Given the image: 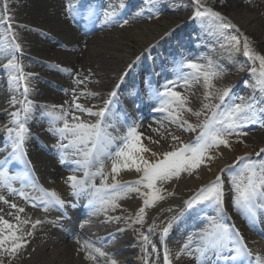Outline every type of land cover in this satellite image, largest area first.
I'll return each instance as SVG.
<instances>
[{"label":"bare ground","instance_id":"6f19581e","mask_svg":"<svg viewBox=\"0 0 264 264\" xmlns=\"http://www.w3.org/2000/svg\"><path fill=\"white\" fill-rule=\"evenodd\" d=\"M92 1L98 2L101 8H105V12L112 13L104 23L94 19L100 15L92 17L84 7L82 8V5ZM116 2H120V5L123 3L122 7H114L113 4ZM73 3H77V6H72ZM192 3L188 0H1L0 14L5 22L0 26V86H2L0 151L6 150L5 154L11 153V140L8 138L7 128L15 125L12 123L10 113L20 111L24 106L19 103L20 99L18 103L13 104L3 86H13L10 84L15 82V88H19H14L15 94L19 90L23 99L25 97L23 85L26 82L29 87L27 100L33 102L26 122L29 132L25 140L31 176L39 187L54 191L65 201L63 208L58 205L45 207L36 200L11 201L0 188V195L25 209L24 213L19 214L22 218H29L33 222L37 219L42 221L35 229L30 225L24 226L32 235L26 237L28 241L26 247L10 260V264H113V261L115 264H165V249L168 251L171 264H192V261L185 257H188L185 253H181L177 259V254L181 251L178 244L184 242L186 234L190 236L193 231L197 232L195 219L199 214L204 215V212H200L199 209L184 212L180 217L183 223L176 220L165 235L163 228L167 226V222L184 211V202L187 201L184 198L173 195L171 200L155 211L146 212L143 224L134 222L138 209L143 205V197L135 192L130 193L127 198L118 200L119 207L115 210L110 207L101 210L102 206L99 203L95 205L90 203L93 200L94 189L88 188L79 195H73L70 184L66 183L67 177L71 175L84 178L85 170L74 162L81 157L75 155L72 149H67L64 150V163H61V150L48 147L49 145L46 146L41 140L58 138L53 131H47L46 127L49 125L46 122L52 124L61 122L55 121L54 117L62 115L65 111L69 113L68 117H71L77 110L74 107V101L77 103L75 98L89 96L93 101L91 107L94 112L104 108L107 101H111L106 118V122L109 123L113 109L121 103L123 97L130 104H134L135 100L137 104H145V107H139L140 110H146L153 104L159 106L158 98L144 103L140 100V95L136 98L126 94L129 89L136 87L144 89L149 85L160 87L163 81L156 76H153L149 83L142 80L144 75L146 78L155 69L162 70L167 79L175 82L176 91L185 87V80L189 85L185 88H197L199 85V82L190 75L184 74L180 64L183 59L196 58L204 62L207 69L211 66V70L232 68V57L227 58L228 50L221 39L222 35L208 22L189 20L190 18L183 15L192 7ZM241 6L239 0H218L213 4L214 9L225 11V15L231 18L240 30L256 31V18L251 13L242 11ZM123 17L128 18L127 23L120 27ZM72 23H77L79 31L73 29ZM5 32L12 33L15 37L14 41L12 40V47L9 39H4L5 41L2 39ZM258 37L264 44V24L261 25ZM249 39L254 41L253 38ZM15 44L20 45L19 50L15 48ZM23 53L35 54L36 57L28 55V58ZM259 55L264 56V53L260 51ZM15 57L24 60H20L19 63L23 72L34 66L42 67L44 70L31 74L29 80L14 81L13 77L19 74H14L16 69L10 71L7 63ZM236 63L239 64L240 61H235L234 64ZM58 89L65 91V94L59 93ZM113 92L116 93L114 97L111 96ZM81 105L87 107L86 104ZM49 112L53 115L49 116L47 114ZM124 112L127 113L124 114L126 124L124 127L115 124L114 128H110L109 131L113 132V135L124 134L127 127L133 124L138 125L139 134L146 129L147 131L163 129L155 115L149 114L147 110L143 114L146 113L150 121L145 125L139 122V110ZM23 116L21 112L22 120ZM93 117L95 119L93 121L96 122L98 117ZM252 138L255 140V146L264 149V134H255ZM141 139L143 140L142 137ZM156 144H160V141L157 142L152 136L149 143L144 146L151 149V152L159 154L166 151L155 147ZM144 155L150 160L156 159L150 153ZM52 156L58 158V161ZM70 157L76 159H69ZM3 158L1 155L0 160ZM218 158L219 160L210 166L204 181L199 183L200 186L215 180L217 175L223 178L229 170L234 169L236 159L228 148L222 147ZM9 164L22 168L23 173L26 172L21 161L9 160L5 166L8 169ZM104 168L106 174L111 172L110 160L104 161ZM221 169L225 171L221 173ZM63 170L71 174L60 177ZM90 171L95 172L96 167H92ZM140 175L134 170H121L116 178L123 183L135 181ZM93 182L99 187L101 177L96 176ZM108 182L111 183V175ZM184 185L187 189V185ZM25 191L33 196L39 195L31 187H26ZM231 194L229 191L224 193L223 207L227 220L245 235L253 252L264 258V242L258 241L261 230H264V223L260 224L262 227L260 228L241 211L235 207L231 208L234 204L227 202ZM34 204L36 206H33ZM80 204L88 207L82 208L84 211L71 210L72 205ZM0 209L3 210L0 215H4L10 221L14 220L13 216L7 215L8 212L15 213L8 204L0 202ZM62 212L71 218L64 221L56 217L61 216ZM206 214L201 218H205ZM79 216H85L83 220L81 219V224L77 221ZM117 217L119 219H114ZM182 219L188 224L185 225ZM178 224H181L182 228H178ZM202 229L203 226L201 231ZM250 231L254 233H248ZM142 235L148 236L150 243H146ZM166 237H169V241H165ZM78 240L90 242L92 246L90 251L96 257L95 260L85 259V251L80 250ZM208 254L204 255L208 256L205 260L214 259L213 257L217 255L213 252Z\"/></svg>","mask_w":264,"mask_h":264},{"label":"snow or ice","instance_id":"6c2138e0","mask_svg":"<svg viewBox=\"0 0 264 264\" xmlns=\"http://www.w3.org/2000/svg\"><path fill=\"white\" fill-rule=\"evenodd\" d=\"M193 2L197 6L193 18L202 22L207 21L221 35H223L225 29L236 27L230 22H226V18L221 13L205 7L201 0H193ZM111 15V12L105 13L106 18ZM125 23L127 22L125 21ZM9 28H11V25H9ZM225 39L233 49L240 51L241 40L237 36L232 35L225 37ZM15 48L19 50L20 45L15 44ZM243 54L249 60L259 62V75L261 78L259 84L264 87V56L259 55L251 48L247 37L243 38ZM8 67L14 68L20 73L13 77L14 81L27 80V76L23 74L22 65L14 59L9 61ZM183 67L191 70L189 75L193 79L196 81L203 79L206 87H213L211 81L218 73L212 71L211 66L205 69L202 65L188 62ZM65 71L69 70L65 69ZM252 72L255 74L257 69L253 68ZM76 83H83V81H76ZM184 86H189L187 80H185ZM175 87V82L169 81L163 86L164 90L162 92H157V95L161 98V107L158 110L167 113L170 122H178L179 127L184 128L186 131L195 132L197 128L200 131L194 141L187 144L182 143L179 148L162 154L151 152V149L143 145L141 134L137 131L138 125H129L122 135H113V132L109 131L110 128H114V125L106 122L111 101H107L104 108L95 112L92 108H85L74 101L75 109L98 117L95 123L85 122L74 114L71 116L72 122L70 123L67 118L69 116L67 111L54 117L55 121L63 122L62 127L50 129L58 135L59 142L56 147L61 150V163H64V150L72 149L74 154L81 157L74 162L85 170L83 179L75 175L67 177L66 183L70 184L73 195H79L88 188L94 189L95 191L92 193L93 200L90 203L93 205L99 203L102 206L101 210H106L108 207L115 210L119 207L118 200L127 198L130 193L135 192L143 197V205L138 209L134 222L143 224L146 208L154 207L159 201L166 198L164 195L166 190L162 187L164 182L174 177L178 178L182 172L191 173L202 164H205L206 161L214 159L212 155L214 149L221 146L230 147V137L233 135H246L247 133L240 131V129L247 124L260 123L257 107L252 102L231 104L222 108V105L225 104V98L229 97L231 92L230 88H225L218 97L219 104L202 105L203 109L211 111V115L199 125L189 124L188 121L182 120L181 114L183 111L191 112L192 109L187 106V97L175 91ZM28 92L29 87L25 82L23 85L25 101L19 102L24 106L20 111L10 113L12 123L15 125V127L7 128L12 151L9 153L8 158L0 160V188H5L9 194L18 195L26 201L36 200L44 204L45 207L58 205L63 208L64 200L60 199L54 191L39 187L32 179L30 162L25 159L27 153L24 149V143L28 134L26 122L33 106V102L27 100ZM115 95V92L111 93V96L114 97ZM211 95V92L205 93V99H208ZM12 103H18V101L13 98ZM21 112L24 114L23 120L21 119ZM47 114L49 116L53 115L51 112ZM194 114L200 115L199 112ZM172 139L178 140L179 138L173 136ZM63 141H67V143ZM260 152H264V149H261ZM145 153H150L156 159L150 160L144 155ZM257 156H260V153H257ZM106 159L111 161V172L108 174L105 173L104 168ZM9 160L24 161L26 172L23 175H10L5 167ZM240 162L243 163L239 171L229 179L235 193L233 203L238 211L254 220L257 210L264 209V160H253L250 157L243 156L237 158V163ZM92 167H96L95 172L90 171ZM121 170H134L141 175L135 181L121 183L116 178ZM224 171L225 169H221V173ZM109 175H111V183L108 182ZM96 176L101 177L99 187L93 182ZM13 181H19L21 188L13 187ZM223 185L222 177L217 175L215 180L201 186L192 197L184 202V211L173 216L167 222V226L163 228V233L167 235L172 223L183 216L184 212L193 211L197 208L200 212H203L207 208H212L217 215L207 218L208 226L198 234L199 244L195 251L202 256L209 251L215 254L222 253L225 250L235 251L236 255L230 257L232 261L239 258L240 264H252L253 254L243 243V237L240 236L239 231L234 230V226L230 227L222 222L226 217L223 207ZM26 187H31L39 195H31V193L25 191ZM168 195H171V193H168ZM0 202L8 204L11 209L15 210V213H7V215L14 217L13 221L6 219L4 215H0V264H10V260L26 247L28 243L26 237L32 235V232L24 226L30 225L32 229H35L42 221L37 219L33 222L29 218H22L19 214L24 213L25 209L19 207L16 203H11L4 195H0ZM2 211L0 209V212ZM168 211H171V209H168ZM142 238L146 243H150L148 236L142 235ZM192 239L191 236L188 238L180 253L177 254V259L181 253L191 255L189 249ZM77 243L81 245L80 250L85 251L86 260L96 259L90 251L92 247L90 242H80L78 240ZM164 261L165 264H171L167 249H165ZM254 261L255 264H264V258L259 255L254 257ZM113 264H115V261H113Z\"/></svg>","mask_w":264,"mask_h":264},{"label":"rangeland","instance_id":"374dc122","mask_svg":"<svg viewBox=\"0 0 264 264\" xmlns=\"http://www.w3.org/2000/svg\"><path fill=\"white\" fill-rule=\"evenodd\" d=\"M193 0H188V2L192 3ZM218 0H201V3L207 7L211 8L214 11H217L222 14L226 18V22H230L231 24L235 25V23L229 18L227 15H225V11L216 10V8H213V4L217 2ZM240 3H242L241 10L247 11L253 15V17L256 18V31H252L250 29H245L244 31L240 30L239 28H229L225 29L224 33L222 35L223 38V44L226 45L227 52V58H231V64L232 68L227 69H213L212 71H215L218 73V75L211 81L213 87L208 88L205 86V83L203 79H200L199 85L197 88H182L179 90H176L177 92H180L183 96L187 97L188 104L187 106L192 109L191 112L189 111H183L181 114L182 120L188 121L189 124L192 125H199L203 121H205L210 115L211 111L207 109H203V104H219V95L222 93V91L225 88H230L231 92L229 97L225 98V104L222 105V108L227 105L231 104H241V103H247L252 102L256 105L260 123L256 124H247L244 128L240 129V131L247 133L246 135L242 136H236L233 135L230 137V144L231 146L228 147V151H230L231 155L236 159L234 163V169L229 170L228 174H226L222 179L224 181L223 185V203L225 199V191L231 192V196L229 201L230 203H233L235 193L233 191L232 185L229 183L230 177L237 173L240 169V166L243 162L239 163V167H236L238 165L237 158L247 156L250 157L253 160H264V153L260 152V148L254 145L255 140L252 138L255 134H264V87H261L259 84L260 75H259V62H253L252 60H249L247 57L243 54V38L247 37L248 42L251 46V48L259 54L260 51L264 53V44L262 40H259L260 33H261V25L264 24V0H239ZM1 3V0H0ZM250 3V5L248 4ZM118 5V4H116ZM196 5L192 3V7L187 9L184 12V16L187 18H190L189 20H194L193 14L196 10ZM127 17H123L121 20L120 27L122 24H125V21H127ZM157 20V19H156ZM158 21V20H157ZM196 21H201L199 19H196ZM5 22V21H4ZM3 19L1 18L0 14V26L4 23ZM207 22V21H204ZM31 24V22H30ZM236 26V25H235ZM127 28V27H124ZM119 29V28H118ZM212 29V28H211ZM217 31V30H216ZM31 32V31H30ZM219 32V31H218ZM220 33V32H219ZM235 35L241 40L240 45V51H236L229 45L225 37H229ZM3 36L4 39H9L11 42L12 47V38L14 35L12 33H6ZM1 36V37H2ZM249 38H253V40H250ZM5 41V40H4ZM9 42V45H10ZM260 50V51H259ZM26 57L29 58L28 55H32L31 57L34 58L36 55L31 53H26ZM20 59H14L17 63H20ZM13 60V59H12ZM188 61H186L184 64L188 62L196 63L198 65L204 66L205 69H207L204 62L197 60L196 58H188ZM24 61V60H21ZM235 61L239 62V64H234ZM8 64V63H7ZM187 68V67H184ZM256 68L257 72L254 74L252 72V69ZM44 70L42 67L34 66L33 68H29L26 71L23 72L24 75L27 76V80H29L31 74H35L37 72H40ZM11 71H14V68L11 69ZM191 72L190 69L187 68L185 70L184 74L189 75ZM20 74L17 70L14 72V74ZM10 87V86H8ZM211 92V96L208 99H205V93ZM59 93L65 94L64 91H59ZM8 97L11 99L15 97H18V95H15V93L12 92L11 88L7 91ZM82 98H75L77 99V103L86 104L88 108H93V101L89 96H81ZM74 100V98H73ZM86 107V108H87ZM161 107V104L159 107L155 109H151L152 111L159 112L157 115H155V119L163 126L162 130H155V131H147L143 130L141 132V137L143 138L142 143L148 144L151 137L153 136L157 142L160 141V144L154 145L155 147L159 148L160 150H166L165 152L173 151L174 149H177L180 147V145L190 143L195 140L196 136L198 135L200 129L197 128L195 132L186 131L184 128L179 127V123H172L170 122V119L167 116V113L159 111L158 109ZM199 112L200 115L197 116L194 113ZM74 115L78 116L81 120L88 122V123H95L93 120L94 117L91 115H88L84 112H81L79 110H76L73 112ZM69 119V122L71 121V117H67ZM150 121V118L145 114L142 118V125L147 124ZM60 125V124H59ZM61 125H63V122L61 121ZM60 125V127H62ZM151 136V137H150ZM178 137V140H173L172 137ZM166 142H165V141ZM54 143V142H53ZM51 143V144H53ZM50 144V143H49ZM159 145L163 146L160 147ZM159 146V147H158ZM223 146H221L218 149H214L212 151V155L214 156V159L210 161H206L205 164H202L199 168L193 170L191 173L188 172H182L179 177H174L162 184V187L166 190L164 195L165 199L159 201L154 207H148L146 208V212L155 211L158 209L161 205H164L169 200L172 199L173 195H176L180 198H184L185 200H188L190 197H192L199 189L200 185L199 183L201 181H204L207 171L210 169V166L219 160L220 155V149ZM257 153H260V156H257ZM236 164V166H235ZM61 173V172H60ZM66 176L64 172L60 174V177ZM187 185L188 188L185 189V185ZM168 193H171V195H168ZM234 204V203H233ZM234 207V205H233ZM210 208H208L209 214L208 217L216 216V211H210ZM235 214V213H234ZM201 220V219H200ZM224 221V220H223ZM222 221V222H223ZM206 228L208 226V219H202L201 223L197 226V232L191 234V237L193 238V243L199 242L197 239L198 234L201 232V227ZM179 241V240H177ZM188 241L187 235L184 237V242H181L178 245H184ZM176 242V241H175ZM180 242V241H179ZM192 243V244H193ZM183 247V246H182ZM193 264V263H192Z\"/></svg>","mask_w":264,"mask_h":264}]
</instances>
